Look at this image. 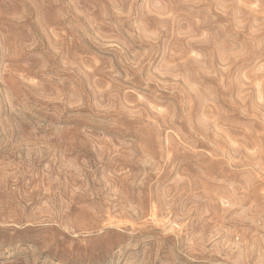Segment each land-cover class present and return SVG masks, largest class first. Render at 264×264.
I'll use <instances>...</instances> for the list:
<instances>
[{
	"label": "rangeland",
	"instance_id": "rangeland-1",
	"mask_svg": "<svg viewBox=\"0 0 264 264\" xmlns=\"http://www.w3.org/2000/svg\"><path fill=\"white\" fill-rule=\"evenodd\" d=\"M0 264H264V0H0Z\"/></svg>",
	"mask_w": 264,
	"mask_h": 264
}]
</instances>
